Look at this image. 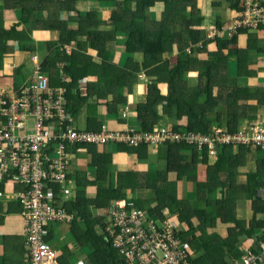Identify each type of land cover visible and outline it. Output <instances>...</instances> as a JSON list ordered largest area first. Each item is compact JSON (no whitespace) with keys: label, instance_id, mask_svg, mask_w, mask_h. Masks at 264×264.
I'll return each mask as SVG.
<instances>
[{"label":"trees","instance_id":"1","mask_svg":"<svg viewBox=\"0 0 264 264\" xmlns=\"http://www.w3.org/2000/svg\"><path fill=\"white\" fill-rule=\"evenodd\" d=\"M103 1H118L119 9L113 17L110 16V20H99L95 24H93L94 21L99 18L97 12H93L89 18L81 16V26L86 28L88 35L80 40L78 37H72L67 46H77L76 50L80 51L78 55L85 52L88 45L91 50L99 53L102 66L93 64V68L96 66L102 69V75L94 90L100 93L99 100L109 99L108 106L112 112L110 115L128 107V96L124 95L122 88L126 87L129 90L128 95L133 94L135 86L140 82L139 75L142 72H147L148 77L155 81L149 85L146 100L137 106L138 118L141 122V129L137 131H141L140 134H153L156 130L163 128H169L173 133L180 134L186 131L209 134L212 132L213 121H221V111L217 112L221 105H224L230 115V118L223 122L226 131L234 133L244 120L246 121L247 109L255 107L254 102L264 103L262 89L240 88L234 80L223 81L221 79L223 74L227 76L228 71L230 55L225 53L231 46H237L241 35L248 36V45L247 49L240 52L241 55L237 58L239 77L251 78L255 75L247 68V62H249L248 51H251L256 36L248 33L255 32L264 35V25L260 24L255 29L241 28L231 39L222 37L209 39L202 31L206 20L204 7L207 0H122V4L121 0ZM76 2L79 3L78 0L72 1L73 8H77L74 6ZM212 2L213 7L220 6L222 2L227 3L226 6L234 14L233 19L237 18L244 9L243 0H214ZM159 4L163 5V10L161 21L157 22L151 19L149 13ZM0 5L2 6L0 9L1 74L6 60L13 55L14 46L11 44L16 43L17 50L23 53L32 52L33 48H27L22 43L31 40L36 31H51L52 28L43 17V12L47 9V0H0ZM11 18L17 21L7 26L6 21ZM99 24L106 27L108 25L114 30L95 32ZM221 25V21H216L210 31L219 30ZM20 28L23 29L20 30ZM80 30L77 29L78 32ZM120 32L130 33L127 37L128 52L126 54L128 58L130 57L131 63L127 64L126 69L110 64L109 61L105 62L108 43L115 41ZM72 41L77 42L72 44ZM188 49H191L190 54H188ZM258 52L259 55H264V47ZM140 54L144 57L142 63L136 62L135 58ZM174 54L178 60L176 65L171 67L169 57ZM87 60L92 62L91 58ZM55 61L49 58L43 62L42 69L45 75L51 73L52 76L57 64ZM63 62L67 65L65 72L72 78V83L67 87L70 92V106L77 117L84 102L89 99L87 97L88 99L85 100L81 96V81L88 74L87 71L82 73V71L75 70L73 65L77 62L75 53L73 57L66 58ZM243 63L246 65L241 70ZM85 64L84 68L78 67V69H88L90 63ZM109 66L117 68L118 71L110 73ZM190 75L198 77V83L192 87L190 86ZM162 80H165L167 84L166 93L158 86ZM110 86H118L113 93L112 101L108 94ZM87 90L91 91L89 88ZM74 92L77 93L75 96H73ZM89 125L91 131L104 133V125L97 117L89 118ZM130 129L129 126L118 131L110 128V133L129 135L132 138L137 135V132H130ZM114 144L113 147L118 146L120 149L124 146L121 143ZM125 148L127 153L137 156L141 162L145 161L143 155H149L150 150L153 149L156 165L150 166L146 171L119 173L112 188L98 187L95 198H90L88 195L90 188L101 186V184L106 186L111 178L106 168L109 165L108 155L99 156L98 161L95 156L92 168L99 170L97 180L90 181L86 172H76L78 176L74 177L78 180V193L75 198L67 202L68 211L76 215L75 222L71 224V234L80 237L82 244H90L93 247L95 252L92 257L95 263L103 253L107 254L108 258L111 257L109 249L112 245L107 240L104 219L92 215L91 209L110 210L112 204L128 201V198L133 202L138 200L137 194L141 190L149 193L151 201H141L139 208L149 211L145 205L149 207L154 205V209L149 211L151 215L153 213L160 215L166 208L170 210L172 219L176 220L182 230L180 236L189 244L188 261L192 264H231L233 259L240 258L241 252L237 248V240L242 235L253 237L256 234L254 249L251 250L260 252L261 243L264 240L261 232L264 219L259 220L257 217L259 215L264 217V203L258 193L264 185V158L255 163L254 171L249 172L244 169L250 148L227 146L217 150L213 157L208 150H205L201 160L198 158V149L185 141L154 144L152 141L144 140L138 146L129 145ZM161 148L165 150L161 151ZM96 151V149H91L90 155L95 154ZM189 154H191V162ZM213 159L214 162L210 163ZM198 160L201 161L200 164ZM160 163L165 164L164 170H158ZM239 173L246 174L241 177ZM222 178L224 181L221 180ZM238 178L240 181L236 182ZM173 179L181 182L180 198L183 194V182L186 183L183 191L193 194L195 198L190 200L186 197V202L178 200V191L173 186ZM241 179L244 183H240ZM6 188L12 189V193L8 194L11 200L18 194L24 196L26 193L24 185L12 183L0 172V192L5 194ZM240 194L244 196L253 211V217L247 229L240 225L236 217ZM19 203L20 201L14 202L17 206H20ZM0 210L2 211L1 205ZM81 221L86 223V231L79 229L78 223ZM258 230H260V235H257ZM24 250L25 248L22 251ZM18 256H21V253H18ZM4 264L13 263L6 257Z\"/></svg>","mask_w":264,"mask_h":264},{"label":"built area","instance_id":"2","mask_svg":"<svg viewBox=\"0 0 264 264\" xmlns=\"http://www.w3.org/2000/svg\"><path fill=\"white\" fill-rule=\"evenodd\" d=\"M244 9L228 26L211 31L209 39L233 38L239 29H255L264 25V0H243ZM191 49H188V54ZM36 61V58H34ZM63 82L68 79L64 65H59ZM33 83L16 91L0 87V116L6 121L0 129V172L12 183L24 185L26 193L13 199L20 201L25 223L26 264H60L58 254L47 241L53 224H73L76 215L67 209L75 193L69 180L73 156L82 148L101 149L111 143H124V137L110 132L81 131L75 127V115L69 109V89L53 88L50 79L37 66ZM126 117V115H124ZM34 119V130L28 131L27 120ZM157 133V134H155ZM128 145L138 146L144 140L154 144L183 142L198 152L209 151L211 157L224 147H244L264 153V119L238 128L234 133L212 131L197 134L173 133L169 128L153 134H141ZM264 203V185L259 190ZM258 193V194H260ZM6 195L0 192V198ZM64 197H68L66 201ZM154 209V208H153ZM165 211V210H164ZM153 218L135 203L116 202L107 212L106 234L112 247L121 253L126 264H192L188 261L189 244L182 240L179 225L166 212ZM157 214V213H155ZM104 217V216H103ZM264 235V226L261 230ZM264 261V240L260 252L244 248L239 259L231 264H261Z\"/></svg>","mask_w":264,"mask_h":264},{"label":"crops","instance_id":"3","mask_svg":"<svg viewBox=\"0 0 264 264\" xmlns=\"http://www.w3.org/2000/svg\"><path fill=\"white\" fill-rule=\"evenodd\" d=\"M72 1L73 0H47V9L44 10L43 17H44V21L50 24V28H52V30L49 32L41 31V34L42 33H52V34L57 35L58 39H59V37L62 36L63 32H67L70 34L76 33L75 37H78L79 40L82 38H85L82 35V33L77 31V29H81L79 27V24H78V21L81 18V9H82V6L78 5V4H82L81 0H78L79 3L76 2L74 4V6H77V8H73ZM212 1H214V0H207L206 5L204 7V15L206 17V20L203 24L202 31H204L205 35H207L208 31L211 30L212 27L216 23V22L213 23V20H212V9H213V2ZM103 2H101L99 0H94V1L90 0V2L88 3L89 5H91V10L93 12L99 13V19L95 20L93 24L97 23L99 20H110V18L113 17V14L119 9L118 1H109V3L105 2V1H103ZM122 3H123V1L121 0V4ZM226 7H227V9H229L228 6H226ZM156 8H155L156 10L153 9L150 11L149 16L151 17V19H153V21L160 22L162 10H163V5L159 4V5H157ZM135 10H136V6L134 7V11ZM229 10L231 11V9H229ZM155 11H157V12L155 13ZM85 12H86V9H85ZM57 14H58V18H57ZM226 14H227V12L225 11L224 15L226 16ZM232 14H233V12H232ZM232 19H233V17H232ZM232 19L221 22V24H222L221 27L230 23L232 21ZM16 21L11 18V19H7L6 22L14 23ZM22 29L23 28H20V30H22ZM111 29H113V28L109 27L108 25L106 27L105 25L99 24L97 26V29L94 31L95 32H98L99 30L100 31H112ZM38 33H39V31H36L33 35H36ZM129 34H130L129 32H120V33H118L117 39L115 41L112 40L111 42L108 43V54L106 55L105 62L109 61L112 64L117 65V66H119L121 61H124V63H126V65L127 64L129 65L131 63L129 61L130 57L128 58V56H126L127 55L126 53L128 52V50H127V37L129 36ZM248 34L256 36V41H255L254 45H252L251 51H248V61L249 62H247V68L249 70H251L252 73L254 72L255 75H253V77H251V78L240 77V83L238 84V86L240 88H248L250 90H255V89L260 88L264 92V55H259V52H258V50H260L259 49L260 47H262V49L264 47L263 46L264 45V35H261L260 33H255V32H249ZM42 38H44L43 35H42ZM72 42H73L72 44H76L77 41H72ZM247 45H248V36L247 35H241V36H239L237 46H231L230 49L225 54L228 55L233 49H237V50H240V52H243L247 49ZM35 47L36 46H34V45H32L30 47V48H34V50L32 51L34 53L27 52V53L22 54V55H25V60H24L25 64L27 65V63H29V57L31 54H33L34 65L36 67L39 66L41 69H42V64L45 60H47L49 58H53L54 60H56L55 62L57 63L55 70L53 71L52 76H51V73H50V75L49 74L46 75L51 81V86L53 88H58V87H67V85H70L72 83V78L68 77L67 81L63 82V80L61 79L60 72H59V65H64L63 60H66V58L63 56L64 52H58L57 51L58 49L61 51L60 47L53 48L51 51H49V42H47V44L45 46L46 54L42 59H40L36 55L37 52H36ZM76 48H77V46H75V45H70V46L66 45L64 50H66V52H68V54L71 57H73L74 53L77 52ZM86 48L88 50L86 49L85 52H83L81 55H77V62H75L73 64L74 67L76 68L75 70H77V72L82 71V73H84L85 71H87V74H88L87 77L81 81V85H82L81 96L85 100L88 98L89 99L84 102V104L81 108L80 114L77 117L75 116L76 126H77V123H80L81 120L84 119L87 123V129L81 130L78 127L79 130L91 131L90 125H88V120L91 117H97L99 119L100 123H102L104 126H108L109 128H112V130L118 131L116 129L115 125H116V123H120V120H122V123L120 124L121 129H124L125 127L129 126L133 129L140 130L141 129V122L139 121V118H138V113H137L138 107L137 106H139V104L141 102H144L146 100L147 95H148L149 85L152 84L155 81V79H150L147 75V72L140 73V75L145 74L147 79L146 80H140V82L138 83V85L134 89V93L127 95L128 96V104H129L128 107L130 108V112L128 114H126L125 109H120V111L119 110H118V112L115 111L112 115H110V113H112V112L110 111L109 106H108L109 99H100L99 100L98 95L100 93L94 90L96 88V85L100 82V77L102 75V69L96 67V66H101V65L99 63H97L96 60H98L102 64V59L99 57V53L96 50H91L89 45L86 46ZM254 52H256V54ZM175 56H176V54L171 55L169 58L171 59ZM34 58H36V61L34 60ZM87 58H91L92 62L87 60ZM135 58H136V62H140V63H142L144 60V57L141 54L135 56ZM203 58L206 59V57H203ZM21 59H22V57L17 58V60L15 62H17L19 60L21 61ZM177 60H178V57L176 56L174 65H176ZM10 61H12V62L8 63ZM13 62L14 61H13V55H12L11 57H9L8 60H6L8 68H12V67L16 68L13 65L11 67V64ZM86 62L90 63L88 69H86V68H85L86 70L78 69V67L82 68L83 66H86V64L84 65V63H86ZM93 64L96 65L95 68H93ZM245 65L246 64H244V63L242 64L241 70L245 67ZM42 72H43V69H42ZM33 73L31 72L30 76H28V78L24 82V83H27L26 85L30 84L31 82L33 83V80H32ZM1 74H3V73H1ZM234 75H235L234 59L231 58V62L228 63L227 76H225L223 74L221 79L223 81H228V78H231ZM189 78H190L189 80H190V86L191 87L195 86L198 83V80H197L198 77L196 75H190ZM164 81L165 80L160 81L158 86L163 92L166 93L167 84ZM0 87H2L3 89H6L4 87H8V85L4 86V85H2V82H0ZM117 87L118 86H110L108 88V94L110 96L111 101L113 100L112 99L113 93H114V91L117 90ZM87 88L91 89V91L89 92V90H87ZM6 90L16 91L18 89L13 90L9 87ZM73 96H74V93H73ZM71 100L73 101L74 99L71 98ZM253 104H256V103L254 102ZM219 111H221V110L218 109L217 112L219 113ZM71 112L73 113V111H71ZM247 114H248V116H247L246 121L244 120V122L240 125V127L244 126L246 124L254 123L258 119H264V103L259 104V106H257V107L255 106L252 108H248ZM124 115L127 116L126 118H128L129 121L125 120L126 118L124 117ZM220 117H221V121L217 122V123L222 127L225 124V123L223 124V122L225 120L229 119L230 115H229V113H227V110H226L225 112L221 111ZM249 120L252 122L248 123L247 121H249ZM224 130H226V128ZM92 131L94 132V130H92ZM123 145L125 147H129L128 144H123ZM113 146H115L114 143L109 144L106 147L112 149ZM94 149H96V148H94ZM90 150L84 149V150L79 151V152H84L85 155H82L80 157L83 160L90 162V166L92 169L91 163H93L94 159L90 158V156L88 157V155H90ZM96 150L97 151L95 152V154H101L102 153V149H96ZM163 150H165V148H161V151H163ZM75 155H77V154H75ZM106 155H108V158H110V156H111V154L107 151H106ZM123 157H125V156H123ZM126 157L129 158L128 162L131 163L132 168L136 169V170L146 171L149 169L150 166L156 165L154 162V153L151 150H150L149 155H147V156L143 155V159L145 160L143 162L139 161L137 156H133L129 153H127ZM263 158H264V153L260 154V153L256 152L255 150L251 149L250 153H248L246 156V161L251 163V164H255L256 162L261 161ZM135 163L138 165V167H136ZM73 167H75V163H73ZM244 170H247V168H245ZM82 172L83 173L86 172V174H88L90 181L97 180V177H98L96 174L97 169H94L93 171L82 170ZM93 172H95V174ZM245 174L246 173H244V176H245ZM240 176L243 177V175H240ZM92 177H95V180H92ZM242 183H244V182H242ZM93 189L94 188H90L89 190L92 192ZM147 194L149 196L148 192H147ZM138 198H139V195H138ZM0 199H1L0 205L2 206V211L0 210V217H1V220H0L1 243L0 244H4V246L6 247L5 253L2 250H0V264H4L6 257H7L6 253L9 254L11 252H15L16 254L21 253V256H17L16 257L17 261L14 262L13 264H26V262H25V255H26L25 253L26 252H25V250L22 251L24 248L26 249L24 218L22 217L21 221L19 223H17L14 230H11L12 233L10 234V236L4 237L6 227L4 224H2V222L7 220V216L9 214L13 213L14 201L13 200L9 201L7 198V195L5 198H0ZM141 200L144 202L151 201V199L148 198L147 196H143L141 198ZM238 202L239 203H238L237 208H236V217L240 216V219L252 220L253 211L250 209L249 203L246 201V204H243V203H241L240 200ZM242 206L245 208V210L241 209V208H243ZM20 212H21V208H20ZM239 213H240V215H239ZM257 218L259 220L264 219L263 216H261V217L258 216ZM71 227H72V225H71ZM48 230H49L48 242L50 245H51L50 241H51L52 237H56L57 234L59 236L62 235V237L58 238V242H57L58 248L57 249L55 248L57 251V254H58V261L60 264H126L125 258L123 257V255L121 253H119L118 251H116L113 247H110V249H109L110 250L109 253L111 255L110 258L107 257V254L103 253V255L101 257H99V259H97L96 260L97 262L95 263L94 257H92V255L95 251L90 244H89L90 246H88V244H82L79 240L80 237L70 235L71 231L67 230V228H64V227L54 228V227L50 226L48 228ZM258 231L259 232L257 235H260V230H258ZM99 233H101V231H99ZM12 236H16L17 238L15 239ZM255 237H256V234L253 235L252 240H249V239H246L247 237H245V235H242L240 237V241H241L240 246L242 247L241 249H244V248H250V249L253 248L254 249ZM81 238L85 239L84 237H81ZM107 240H108V236H107ZM85 242H87V240H85ZM105 257H107V258H105Z\"/></svg>","mask_w":264,"mask_h":264},{"label":"rangeland","instance_id":"4","mask_svg":"<svg viewBox=\"0 0 264 264\" xmlns=\"http://www.w3.org/2000/svg\"><path fill=\"white\" fill-rule=\"evenodd\" d=\"M94 1V0H93ZM101 2H103V0H99ZM90 2V0H81V3L82 4H78V5H81L82 6V9H81V16H86V17H90L92 15V10H91V5H89L88 3ZM107 3H109L108 1H106ZM104 3V2H103ZM227 4V3H226ZM226 4L224 2L220 3V6H214L213 9H212V20H213V23L216 22V21H226V20H230L232 19L233 15L232 12L227 9L226 7ZM1 5H0V9H1ZM85 9H86V12H85ZM227 12L226 16L224 15V12ZM99 14V13H98ZM99 19V18H98ZM97 19V20H98ZM12 24V22H6V25L7 26H10ZM78 24H79V27L81 28L80 30V33H82V35L84 37H87L88 33L86 31V28L82 27L81 26V18L80 20L78 21ZM226 26H228V24H226ZM84 28V29H82ZM46 32H49V31H46ZM68 34V35H67ZM42 35L44 36V38H42ZM76 33H67V32H63L62 36L60 37V39H58V36L55 35V34H52V33H42L41 34V31H39L38 34L36 35H33V38H31V40L29 41H25L24 43H22L25 47L29 48L31 47L32 45L36 46V52H37V56L42 59L45 54H46V50H45V46L47 44V42H49V51H51L53 48H58L60 47L61 51L58 49L57 51L58 52H64L63 56L65 58H70L71 56L68 54V52H66L65 49V46L67 44H70L69 41H71L72 37H75ZM208 37L212 35L211 31L209 30L208 33H207ZM207 37V36H206ZM207 37V38H208ZM227 38L226 35H224L223 39ZM12 46H15L14 47V52H13V63L11 64V67L12 65L15 66L16 68L12 67V68H8L7 66V63H5V66H4V70H3V74L0 75V82H2V85L4 86H7L8 87H4L6 89H8L9 87L13 90L15 89H22L26 86H30L32 85V82L28 85H26L27 83H24L26 81V79L28 78V76H30L31 72L33 73L35 70H36V66L34 65V62H33V54L30 55L29 57V63H27V65L25 64V55H22L24 53H22L20 50H17V47L18 45L17 44H11ZM259 49H262V47H260ZM34 50V48H33ZM80 51H77L75 52V55H78ZM29 53H34V52H29ZM256 54V52H254ZM230 57H229V62H231V58L234 59V69H235V75L231 78H228V80H234L237 82V85L240 83V77H239V72H238V69H237V58L238 56L241 55L240 53V50H237V49H233L230 53ZM127 56V55H126ZM21 61H17V58H21ZM176 57V56H175ZM175 57L173 58H169V64L171 67L175 66L174 63H175ZM234 57V58H233ZM12 61L8 62V63H11ZM97 63H99L101 66L102 64L96 60ZM110 64H112L111 62H109ZM64 67H65V70H67V65L64 64ZM119 67L122 68V69H126L127 65L126 63H124V61H121L120 64H119ZM242 67V66H241ZM240 67V69H241ZM118 71L117 68L115 67H111L109 66V72L110 73H116ZM100 72V71H99ZM67 73V72H65ZM69 76V75H68ZM142 76V77H141ZM139 79L140 80H146L147 77L145 74H141L139 76ZM136 87V86H135ZM123 93L124 95H128L130 92L129 90L126 88V87H123ZM77 93L74 92V96L76 95ZM74 101V100H73ZM75 103V101L73 102ZM142 103V102H141ZM256 103V102H255ZM69 106V109L71 111L72 108L70 106V103L68 104ZM259 106L258 102L256 103V107ZM126 111V114H128L130 112V108L127 107V108H124ZM219 109L221 111H226V108L224 107V105H221L219 107ZM127 117V116H126ZM125 117V118H126ZM125 120L129 121L128 118H126ZM213 125H212V131H224L225 127L224 126H220L216 121H213ZM122 123V120H120V123H116L115 127L117 130H121V126L120 124ZM6 125V121L0 116V129H3ZM27 125H28V131H32L34 130V126H35V121L34 119H28L27 120ZM88 125H89V120H88ZM75 127L77 129H81V130H86L87 129V123L86 121L83 119L81 120L80 123H77V126L75 124ZM79 127V128H78ZM156 129V128H155ZM103 132H111L110 131V128L108 126H104L103 128ZM130 132H137V137L140 138L141 137V134L140 132L141 131H137V129H133L131 128L129 130ZM157 134V133H155ZM129 136H125L124 137V140H119L120 142H124V143H127L129 142ZM122 143V144H124ZM102 149V153L101 154H93V155H88V157L90 156V158H95L96 156V159L98 158V156H103L104 154H106V151L109 152L111 154L110 158H109V165H107V170H108V173H109V177L110 178V183L106 184V186L104 184H101L96 186L93 191L91 192L90 190H88V195L90 198H95V196L97 195V191H98V187L99 188H104L107 187V188H112L114 185H115V181L117 180V176L119 175V173H127V172H131V171H138L140 172V170H136V169H133L132 166H131V163L128 162L129 161V158L126 157L127 156V151H125V146H122V149H120L118 146L115 148V147H112V149L106 147V146H103L101 147ZM153 151V149H152ZM258 153L262 154V152L258 151ZM198 154V158L201 160L202 159V152H197ZM82 155H85L84 152H79L77 153V155L73 156V160H74V163H75V167H72L69 169V172H70V178L69 180L72 182V185H73V189L75 190V193L73 194V196L71 198H75L77 193H78V180H76V178L74 176H78V174H76V172H82V170H85V171H93L94 169H97V168H92L91 169V166H90V162H87L85 160H83L80 156ZM125 156V157H123ZM98 160V159H97ZM108 160V159H107ZM189 160L191 162V154H189ZM200 160H198V164H200ZM214 162V159L210 161V163H213ZM92 165V163H91ZM136 167H138V165L135 163ZM104 166H106L104 164ZM135 167V168H136ZM165 164L164 163H160L158 165V170H164L165 169ZM246 168L247 170L250 172V171H254L255 170V164H251L249 162H246ZM99 170H97L98 172ZM96 172V174H97ZM95 174V172H93ZM142 173V172H141ZM240 175H243L244 176V173H239V176ZM92 180H95V177H92ZM178 179H173V186H175L176 190L178 191L177 193V199L180 200V201H183L186 202V197L189 198L190 200L191 199H194L195 197L193 196V194H188V192L186 191H183V187L184 185L186 184L185 182L182 183V198L179 197V192H180V185H181V182L177 181ZM222 181H224V179L222 178L221 179ZM240 179L238 178L236 180V182H239ZM244 180L241 179V183L243 182ZM188 185V184H187ZM5 194L7 195V198L9 201H11V199L9 198L8 194H11L12 193V189L11 188H6L5 189ZM260 193V192H259ZM139 195V198L138 200L136 199L135 201L131 202L130 198H128L127 202L128 203H135V205L138 207L140 206L141 207V204H142V200L141 198L143 196H148L147 192L144 191V190H141L139 191V193L137 194ZM259 196L261 197V193L259 194ZM64 199L67 201L68 200V197H64ZM244 198L243 195L240 194V201L241 203L243 204H246V200ZM14 201V200H13ZM0 202H1V199H0ZM113 205V204H112ZM145 207L149 210V211H152L151 209L154 208L155 206L153 205V207H149L147 205H145ZM243 207V206H242ZM139 208V207H138ZM141 209V208H140ZM243 210H245V208H241ZM144 210V209H143ZM92 211V215L96 216L97 217H100V218H103L105 223H108L109 220H108V215H107V212L109 211L108 209H97V208H92L91 209ZM146 211V210H145ZM149 211H146L149 215H151L149 213ZM169 216H172L171 212L169 209H165V211ZM240 215V213H239ZM104 216V217H103ZM153 218L155 219H158V214H155L153 213V215H151ZM262 215H259V217H261ZM22 219V215L20 214V207L17 206L16 204H14V207H13V213L12 214H9L7 216V220L2 222V224L5 225L6 227V231H5V235L4 237L6 236H10V234L12 233L11 230H14L15 226L17 225V223H19ZM174 220V219H173ZM237 220L240 221V225L241 226H244L245 229H247L248 225H249V222L251 221L250 219L249 220H246V219H240V216H237ZM176 222V220H174ZM177 223V222H176ZM79 225V229L82 230V231H86V223L84 222H79L78 223ZM179 225V224H178ZM52 227L54 228H57V227H64V228H67V230L69 231H72V227L70 224H53ZM78 229V228H77ZM70 235H73L70 234ZM13 238H17L16 236H12ZM62 237V235H56V237H52L51 239V246L54 247V248H58V245H57V242H58V238ZM246 239H249V240H252L253 237H248ZM182 240H184L182 238ZM185 241V240H184ZM238 243H237V248H240V252H241V255L243 253V249H241L242 247L240 246V239L238 238ZM0 243H1V237H0ZM90 246V245H88ZM0 250H2L4 253L6 252V247L4 246V244H0ZM25 252H26V249H25ZM26 254V253H25ZM240 255V257H241ZM18 254H16L15 252H11L7 255V258L12 262H16L17 261V257ZM264 261L261 263L263 264Z\"/></svg>","mask_w":264,"mask_h":264},{"label":"clouds","instance_id":"5","mask_svg":"<svg viewBox=\"0 0 264 264\" xmlns=\"http://www.w3.org/2000/svg\"><path fill=\"white\" fill-rule=\"evenodd\" d=\"M69 100H70V98H69ZM91 149H94V148H91ZM97 149V148H96ZM82 150H84L83 148L80 150V151H82ZM78 152H79V150H77ZM73 163H74V160H73ZM73 167V166H72ZM48 237H49V235H48ZM108 241H110L109 240V238H108Z\"/></svg>","mask_w":264,"mask_h":264}]
</instances>
